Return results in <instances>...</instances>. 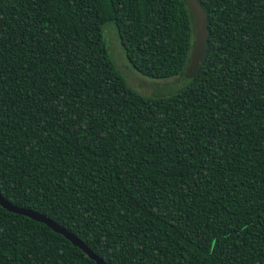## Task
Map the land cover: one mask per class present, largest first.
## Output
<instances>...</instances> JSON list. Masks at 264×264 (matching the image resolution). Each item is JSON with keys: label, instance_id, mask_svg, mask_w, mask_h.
<instances>
[{"label": "trees", "instance_id": "1", "mask_svg": "<svg viewBox=\"0 0 264 264\" xmlns=\"http://www.w3.org/2000/svg\"><path fill=\"white\" fill-rule=\"evenodd\" d=\"M203 59L143 96L110 58L183 76L185 0H0V195L104 264H264V0H198ZM0 264H95L0 206Z\"/></svg>", "mask_w": 264, "mask_h": 264}, {"label": "water", "instance_id": "2", "mask_svg": "<svg viewBox=\"0 0 264 264\" xmlns=\"http://www.w3.org/2000/svg\"><path fill=\"white\" fill-rule=\"evenodd\" d=\"M185 2L192 16L193 45L188 55V61L185 66L183 76L185 78H191L203 59L204 44L207 35V24L205 11L199 4L198 0H185ZM0 206L7 211L21 214L34 221L45 224L52 231L61 234L73 246L79 248L87 255L89 259L93 260L95 264H104V262L97 255H95L80 239L43 214L31 209L15 206L4 199L1 195Z\"/></svg>", "mask_w": 264, "mask_h": 264}, {"label": "rangeland", "instance_id": "3", "mask_svg": "<svg viewBox=\"0 0 264 264\" xmlns=\"http://www.w3.org/2000/svg\"><path fill=\"white\" fill-rule=\"evenodd\" d=\"M102 35L114 65L124 77L127 86L137 93L143 96L166 95L179 90L186 83V78L179 76L150 78L137 72L126 59L112 23L103 25Z\"/></svg>", "mask_w": 264, "mask_h": 264}]
</instances>
